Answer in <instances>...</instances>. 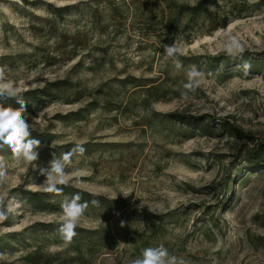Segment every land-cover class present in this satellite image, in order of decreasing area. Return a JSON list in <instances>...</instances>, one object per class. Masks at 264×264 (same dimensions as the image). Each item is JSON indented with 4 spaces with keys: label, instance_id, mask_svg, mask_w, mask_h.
<instances>
[{
    "label": "rangeland",
    "instance_id": "obj_1",
    "mask_svg": "<svg viewBox=\"0 0 264 264\" xmlns=\"http://www.w3.org/2000/svg\"><path fill=\"white\" fill-rule=\"evenodd\" d=\"M78 1L26 0L25 3L23 0H0V58L31 54V45L43 35L42 31L32 27L41 25L37 16L46 18L47 4L61 7ZM234 2L261 6L258 11L232 21L215 33L201 34L189 45L177 43L184 50L178 57L179 61L180 58L189 60L180 61L182 68L177 69L171 59L154 54L150 47H141L140 40L133 35V38L127 36L120 40L123 44L120 53L112 50L117 56L115 68L105 66L99 74L87 72L85 84L94 89L114 78L123 79L125 77L119 72L127 66L126 70L131 75L156 81L153 85L165 83L169 90L183 92L186 73L195 67L204 73L196 91L190 92L187 99L170 94L163 101L154 103L151 111L160 114L184 111L210 117L216 122L227 120L255 136L259 142H264V76H244L236 67L229 69L230 77L223 79L217 72H208L203 67L199 69L192 61L193 57L204 55L227 56L223 50L226 35H235L244 46V58L258 61L264 70V0ZM217 4L220 8H227L229 3L219 0ZM75 22L72 21L69 27L76 28L75 24H78ZM6 28L9 34L15 32L16 38L9 35L8 40H4ZM84 28L81 25V29ZM145 42L150 44V40ZM27 60L29 63L20 62L15 74L8 67L5 69L6 77L15 81L22 92L43 87L57 77H63L74 64L60 68L55 74L42 67L35 71L29 65L31 58L27 57ZM132 91H128L124 103ZM86 104L87 101L70 106L55 104L43 111L39 118L31 117L26 111L24 119L29 123L31 137L51 134L55 147L52 144L50 147L56 150L61 146L67 147L57 158L69 151V146L76 141L90 144L85 154L74 156L66 168L67 185L108 200L129 199L126 209L136 214L120 219L118 216L124 211L113 218H105L102 212H95V215L84 213L77 228L108 230L119 242L118 246L100 247L103 252L88 254L83 263L73 255L63 264H131L133 259L141 257L131 250L133 238L153 242L149 243V248L163 245L171 255L182 257L189 264H264V169L251 175L243 185L235 184L228 207L224 210L219 207L224 201L226 170H229L233 157L237 156L241 141L204 135L177 138L161 129L148 127L146 113L142 110L131 115L120 112L108 114L103 105L97 110L92 109L89 114L85 113L83 119L78 116L55 119L59 115L76 113ZM79 119L82 121H77ZM3 147L5 152L0 151V163L5 167L7 178L0 185V210L6 211L11 207L13 211L7 220L0 222V239L38 223H60L62 212H33L29 203L21 200L20 193H14V190L44 191L46 176L40 170L49 167L52 157L45 160L40 152L49 147L37 150L39 155L34 162L35 167L26 163L16 164L10 148ZM222 160L225 171L219 165ZM144 211L157 216L178 212L182 215L177 220H165L163 231L152 235L153 227L146 221ZM211 220L216 225H209ZM47 248L46 257L63 249L52 244ZM31 250L1 253L0 264H33L35 261L26 259ZM45 261L43 258L35 264H46Z\"/></svg>",
    "mask_w": 264,
    "mask_h": 264
},
{
    "label": "trees",
    "instance_id": "obj_2",
    "mask_svg": "<svg viewBox=\"0 0 264 264\" xmlns=\"http://www.w3.org/2000/svg\"><path fill=\"white\" fill-rule=\"evenodd\" d=\"M23 1L27 3L26 0ZM222 1L229 3L226 5L227 8L224 6L220 8L217 4L219 0H79L75 4L61 7L47 4L46 18L37 16L41 25L39 28L32 27L37 31H42L43 35L38 38L36 44L31 45L33 48L31 54L28 56L19 55L16 58L1 57L0 67L5 69L8 67L10 72L15 74L20 62L29 63L27 60L29 57L31 58L29 65L33 70L36 71L42 67L48 71L52 70L56 74L60 68L74 63L63 77H57L43 87L22 92L27 112L34 118H39L43 111L55 104L70 106L87 101L86 107L80 108L76 113L71 112L66 116L59 115L55 119L66 120L77 116L83 119L86 117L85 113L89 114L92 109L97 110L99 106L103 105L108 114L119 112L133 114L137 110H142L146 113L145 123L148 127L161 129L177 138L204 135L213 138H234L241 141V147H239L237 156L233 157L234 160L229 165V170L223 166V160L219 164L220 168L222 167L227 172V180L223 186L225 188L224 201L219 206L224 210L232 198V189L235 184L243 185L251 175L260 173L264 169V142H259L255 136L243 132L227 120L216 122L210 117L195 116L184 113V111L183 113L169 114L152 112L151 107L154 103L163 101L170 94L179 97L182 92L169 90L164 86L165 83L153 85L156 81L131 75L126 70L127 66L119 72L125 78H114L94 89L86 85L84 80V75L87 72L99 74L105 66L115 68L117 63L115 51L120 53L123 48L120 40H124L127 36L133 38L135 35L140 40L141 47H150L154 54L158 53L165 58L164 45L171 46L174 43L189 45L201 34L215 33L227 27L232 21L244 19L248 14L258 11L261 6L259 4L249 5L245 2L233 3V0ZM210 6L215 7V10L209 11ZM72 21H76L75 23L78 24H75L76 28L74 29L69 27ZM81 25L85 27L83 30ZM3 35L4 40H8L9 35L16 36L13 31L9 34L8 28L4 30ZM145 40H150V44H146ZM113 49L115 51H112ZM180 59L182 62L189 61L188 58ZM192 59L199 69L203 67L208 72H217L223 79L230 77L229 69L238 67L243 61H248L251 64L249 74L264 76L263 65L253 59H246L244 56L242 59H233L224 55L216 57L204 55ZM15 61L19 64H16ZM221 69L225 70L221 71ZM130 90H133L132 94L127 103H124ZM0 105L5 107L11 105L17 108L20 106L14 98L4 97H0ZM30 138L38 139L41 142L38 149L43 146L49 147L40 152L45 160L48 157H52V159L54 156L57 157L67 148L61 146L56 150L50 147L54 141L51 139V134ZM83 146L87 149L90 144ZM3 148L0 146V151L5 152ZM61 187L63 192L59 195L45 191L14 190V193H20L21 200L24 203H29L33 212L61 213L62 200L79 193L82 197L81 202H89L85 211L86 215L102 212V216L105 218H113L118 216L120 211H124L118 216L121 219L127 218L130 214H136L126 209L129 199L108 200L70 185ZM92 200H97L98 205H93ZM144 212L146 221L153 227L152 235L163 231L165 220H177L182 215L178 212L157 216L148 211ZM208 223L216 225L212 220ZM59 224L38 223L22 232L10 233L6 237H2L0 239V254L14 253L19 249L26 251L33 249L26 256L27 261H35L33 264L43 258H46V264H63L64 260L66 262L68 257L73 255L77 261L83 263L87 260L88 254L98 255L100 250L105 247L118 246L119 242L108 230L86 231L79 228H76L77 235L73 241L70 244H65L58 232ZM142 239L133 238V243L130 242L131 250L140 256L144 249L149 248V243H153ZM125 240L129 241L127 238ZM50 244L60 245L63 249L55 255L46 257L44 256L45 250ZM100 247L102 248L100 249ZM101 251L103 252V250Z\"/></svg>",
    "mask_w": 264,
    "mask_h": 264
},
{
    "label": "clouds",
    "instance_id": "obj_3",
    "mask_svg": "<svg viewBox=\"0 0 264 264\" xmlns=\"http://www.w3.org/2000/svg\"><path fill=\"white\" fill-rule=\"evenodd\" d=\"M214 10L215 7H209V11ZM223 50L227 56L233 59H242L245 51L243 44L235 35H226ZM183 51V47L176 43L171 46L164 45L165 59H171L177 69L182 68L178 57L183 54ZM238 68L242 70L244 76H247L251 64L248 61H243L242 64L238 65ZM186 77L187 82L183 84L184 91L181 93L185 99L188 98L190 92H195L200 86L204 73L195 67H191L187 71ZM0 97L14 98L16 103L20 105L18 108L11 105L7 107L0 105V146L6 145L10 148L12 159L16 164L26 163L35 167L34 162L38 160L39 153L37 150L41 146V142L38 139L30 138L29 123L24 119L27 105L23 99L22 89L15 81L6 77L4 67H0ZM52 146L55 147V141L52 142ZM85 152L86 148L83 146V142L76 141L71 149L64 152L59 158L54 156L49 167L40 170L41 174L46 176L43 190L46 193L61 194L63 192L61 186L68 184L66 168L71 165L74 156H83ZM6 178L5 167L0 163V185L5 183ZM81 200V195L76 193L71 198L65 197L61 202L62 216L58 232L65 244H70L77 235L76 228L89 206L88 201L81 202ZM91 203L98 205L99 202L92 200ZM12 211L11 207L6 211L0 210V222L7 220ZM121 226H123V222ZM131 264H189V262L182 257L178 258L171 255L163 245H160L155 248L144 249L142 256L133 259Z\"/></svg>",
    "mask_w": 264,
    "mask_h": 264
}]
</instances>
